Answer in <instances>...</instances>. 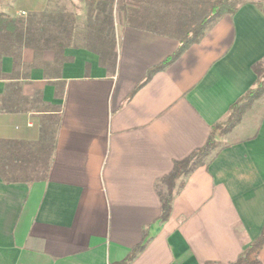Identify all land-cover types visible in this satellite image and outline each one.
Instances as JSON below:
<instances>
[{
  "label": "crops",
  "instance_id": "crops-1",
  "mask_svg": "<svg viewBox=\"0 0 264 264\" xmlns=\"http://www.w3.org/2000/svg\"><path fill=\"white\" fill-rule=\"evenodd\" d=\"M214 1L0 0V264H233L259 237L264 95L159 220L264 66V0H241L146 77Z\"/></svg>",
  "mask_w": 264,
  "mask_h": 264
},
{
  "label": "trees",
  "instance_id": "trees-1",
  "mask_svg": "<svg viewBox=\"0 0 264 264\" xmlns=\"http://www.w3.org/2000/svg\"><path fill=\"white\" fill-rule=\"evenodd\" d=\"M231 0H215L209 15L195 28H193L188 36L182 41L177 52L166 59L161 65L150 69L146 77L151 76L155 71H157L162 65L169 62L174 56L179 55L189 44L198 40L202 35L205 28L214 22L217 18L221 17L223 14H231L234 12V7L230 5ZM260 9L264 12V4L259 5ZM15 21L7 18L4 14L0 13V29L8 28L11 25H15ZM258 79L253 88L249 89L236 103H234L228 112L227 118L224 122L218 123L212 127L210 136L204 146L194 152H192L187 158L182 161L175 162L172 174L167 178L168 182V192L165 196L160 198L161 202V215L160 221H165L169 214L171 208L172 200V188L175 180L180 178L199 166L202 159L206 157L213 149L216 148V143L214 141L216 134L224 133L235 125H237L242 117V115L249 109L253 102L259 99L264 94V76L260 81V72L258 70ZM264 245V225L261 230L259 237L250 243L248 247L238 256L236 262L233 264H259L257 260V255L260 249ZM143 244L132 249L130 253L118 264L129 263L138 252L142 249Z\"/></svg>",
  "mask_w": 264,
  "mask_h": 264
},
{
  "label": "rangeland",
  "instance_id": "rangeland-1",
  "mask_svg": "<svg viewBox=\"0 0 264 264\" xmlns=\"http://www.w3.org/2000/svg\"><path fill=\"white\" fill-rule=\"evenodd\" d=\"M238 1H241V0H233L232 2L230 1V5L232 6V7H234L237 3H238ZM73 9L74 10H72V11H76V9H75V7H73ZM262 70H261V76H260V81L263 79V76H264V66L262 65ZM264 95V94H263ZM261 98V97H260ZM264 102H260V103H258L257 105H256V107H255V109H254V113H255V115H259L261 112H262V110H263V104ZM222 145L224 144V143H221Z\"/></svg>",
  "mask_w": 264,
  "mask_h": 264
}]
</instances>
